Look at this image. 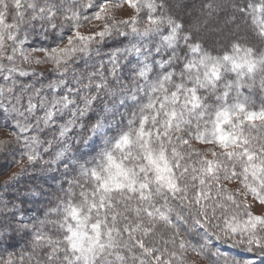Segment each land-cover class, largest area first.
<instances>
[{
	"label": "snow or ice",
	"instance_id": "snow-or-ice-1",
	"mask_svg": "<svg viewBox=\"0 0 264 264\" xmlns=\"http://www.w3.org/2000/svg\"><path fill=\"white\" fill-rule=\"evenodd\" d=\"M125 5L133 14L117 20L113 10ZM82 6L97 10L81 21L78 11L65 9L57 0H0V56H5L11 47L12 54L6 55L10 62L19 53L27 64H51L55 71L66 72L78 53H88L98 39L113 32L157 39L154 51L132 43L111 53L109 75L114 77L121 54L142 57L133 66L129 85L116 89L101 73L81 74L74 77L80 88H68L67 94L57 96L55 88L65 81L51 82L46 86L53 90L51 98L35 89L38 103L30 95L23 111L15 106L11 109L24 117V121H16L19 132L0 125V129L8 130V138L0 140V151H11L9 144L21 142L25 149L21 160L26 158V163L14 161L20 170L7 177V185L40 160L39 137H24L22 141L20 133L33 127L39 129L41 124H55L58 115L78 104L71 98L73 95L79 96L83 105L72 108L71 118L59 126L53 140L47 141L49 147L62 141L63 144L46 163L59 161L66 171L71 165L76 175L67 181V188L61 186L54 206L47 209L39 227L34 226L29 261L193 264L191 254L202 256L206 244L188 243L181 236V223L189 231L200 228L206 234L211 225L217 239L221 238L220 233L227 238L239 237L238 243L245 245L246 251H258L264 257V214H254L247 200L251 196L264 205V99L257 109L253 96L259 91L264 97V48L257 50L236 38L229 45L230 51L213 55L194 39L192 33L198 31V25L186 29L183 22L169 14L168 0H160L159 4L157 0H99L95 4L89 0ZM202 7L209 9L210 15L219 5L206 3ZM68 11L70 15L66 14ZM237 11L251 16L257 35L264 42V0H247ZM58 16L61 21H72V34L59 35L60 43L54 47L33 49L42 56L24 52V40L18 36L21 25L44 21L55 30ZM93 20L102 22L99 30L80 31L82 24ZM162 52L170 54L166 59H155ZM5 70L4 79L8 80L18 68L0 64V72ZM19 74L28 73L19 70ZM97 74L101 76L99 82L93 80ZM85 79L88 83L83 82ZM92 87L94 94L82 91ZM242 89H247L248 94ZM12 91L7 88V92ZM4 92L0 87V95ZM105 98H111V108ZM14 99L20 104L21 96ZM94 102L103 103L105 115L94 122L80 123L77 142L90 145L99 137L103 147L91 159L69 158L66 153L72 148L66 138L70 128L93 109ZM118 107L125 108L123 113L116 112L120 120L116 121L114 115L106 123V114ZM38 108L43 115L36 117L34 125L26 122ZM194 142L203 147L197 148ZM233 181L236 187L229 190ZM173 201H179V206L189 212L177 211ZM217 210H222L219 216ZM214 220L219 222L213 223ZM165 232H171L168 239H164ZM169 244L174 247L170 249ZM3 264H13V260L9 258ZM233 264L255 261L234 260Z\"/></svg>",
	"mask_w": 264,
	"mask_h": 264
},
{
	"label": "trees",
	"instance_id": "trees-1",
	"mask_svg": "<svg viewBox=\"0 0 264 264\" xmlns=\"http://www.w3.org/2000/svg\"><path fill=\"white\" fill-rule=\"evenodd\" d=\"M157 3L159 4L160 0H157ZM206 3L219 5L222 9V16L224 17L227 15V12L228 14L232 13L233 17L228 21V26L223 34L218 32L220 30H216L218 23L211 20L207 22L203 17V12L207 8L202 7V5ZM246 3L247 0H227L224 4H221L220 0H191L186 3L185 8H187V6L195 8L198 10V13L194 12L192 15H186L183 12L184 7H182L183 10L179 12V14L170 9L169 14L183 22L186 29L193 24L198 25V31H194L192 35L194 39H198V42L202 44L205 50L210 51L213 55H222L225 50L230 51L229 45L231 41L236 38H239L241 43L254 46L257 50H259L264 48V42H262L258 37L257 29L251 22V16L237 11L238 7L243 6ZM225 18L222 17L219 22L223 21ZM36 23V21H32L31 26L27 24L28 27H23L22 30L25 31L26 35L35 36L36 33L39 35L38 32L40 31V28L36 27ZM47 26L44 30L41 27V30H43L41 31V36L46 39L51 38L56 31L53 29L47 31ZM215 33H218L219 35H215ZM45 42V39H43L42 43ZM156 42L157 39L155 38L141 39L130 35L121 36L116 32H113L111 36L102 40V43L100 44L101 48L97 55L89 54L88 52L86 57H84L81 61H71L66 72H61V74H58V72L54 69H51L50 71H42L39 68L31 69L30 65L22 62L19 58L21 68H28V74L21 76L18 71L14 72L12 73V77L6 80V83L11 81L14 90H20L21 102L20 104H16L14 97H12V99H10V101L13 102V105H11L12 107L5 104L2 108H0V125H7L10 130L19 132V129L15 127L16 121H24V117L18 116L17 113L11 111V109L15 106L23 111V109L27 107L28 101H26V99L30 95H33V100L38 102L39 97H36L32 91L35 89H41V95L51 98L53 90L46 87L51 82L58 83L60 80L65 81L64 85L55 88L54 91L57 96L67 94L68 88H80V84L75 81L74 77L81 74L87 75L90 72L103 74V76L107 77L109 84L116 89H119L122 85H129L133 75V66L136 65L138 59H142V57L138 58L134 53L121 54L119 67L117 68L116 76L114 77L109 75V70L112 67L109 63L111 53L117 48L123 49L130 47L132 43L146 45L154 51ZM179 43L181 47L184 46L183 40H180ZM8 50L9 48H7V51ZM169 54L170 52H162L160 55H155V59H166ZM88 66H93V68L90 69ZM33 76H35V78ZM19 78H21V83L23 85L25 84L23 88H19L18 85L14 86L13 84V80H19ZM100 79L101 76L99 74L93 76V80L96 82H99ZM83 82L88 83L86 79ZM140 82L142 83L143 81ZM22 89H24L23 92L21 91ZM82 91L91 95L95 93V88L92 87L91 89H83ZM242 91H244L245 94H248L247 89H242ZM12 92L11 94H7L5 98L7 99L11 97L13 94ZM253 96L255 100V107L258 109L260 107L261 100L264 99V97L261 96L259 91L254 92ZM71 98L77 100L78 104L71 105L70 109L77 106H83L82 103H79V96L73 95ZM105 99L109 101L108 106L111 108V98ZM128 103L130 104L131 101ZM117 105H119V100H117ZM7 106H9V108ZM103 107V103L94 102L93 109L86 113L84 117L80 118L76 125L70 128V133L66 138V142L71 146L72 151L66 153L67 157L72 158L81 153V156L85 159H91V157L95 155L96 151L103 147V143L99 137H95L94 141L91 142L90 145H84L82 142H77V136L81 132L79 126L80 123H87L88 121L94 122L95 119L104 116L105 113L103 111ZM5 109L8 111H5ZM70 109L66 110L64 114L58 115L56 117L55 124H51L48 127L41 124L39 129L33 127L25 133L26 135L28 134L29 137L36 135L41 141V144L38 146V151L40 153L39 162L28 166L27 170L24 171L23 174L17 176L14 181L9 182L7 185L4 183L7 179L0 180V264H3V262L9 258L13 260V264H35V260L29 261L28 258V253L32 252L31 237L33 234V228L34 226L39 227V222L45 219L47 209L54 206L61 186L67 188V181L76 175V173L71 171V165L69 170L66 171L64 164L59 161L56 163H46L50 162L55 154V151H58L62 147L63 141L60 143H53L52 147H49L47 141L53 140L54 134L59 126L71 118ZM117 111L119 113H123L125 108L118 107L117 110L107 113L106 123L111 122L114 115L116 121L120 120V116L116 114ZM28 115V113H25V116ZM42 115L43 110L38 108L33 115L29 116V120L26 122L33 123L34 125L36 117ZM25 134L20 133L22 141ZM195 146L200 148L201 145L195 144ZM7 147L10 148L11 151H0V179L8 170L17 165L14 161L21 160V152L24 151L22 142L21 144L12 143ZM46 148L48 149L47 152H45ZM81 162L83 161L81 160ZM22 163H26V161H23ZM19 170L20 167L16 172ZM78 191L79 190L77 189V192ZM172 203L173 206L176 207L177 211L184 214L189 212L188 208L179 206V201H173ZM31 205L38 206L39 208L32 212L33 214L28 215L26 210L29 206L31 207ZM25 216H27L26 219H24ZM177 223L181 222L178 221ZM190 223L191 220L189 219V224ZM181 228V235L184 236L188 243L196 246L206 244L203 256L212 264H233V261L236 259L253 260L255 261V264H262V261H264V257H261L258 251L250 253L246 251L245 245L226 241L223 238L217 239L216 235L210 231V227L207 234L204 229L200 228H194L189 231L188 226L182 223ZM45 230H48L47 226L45 227ZM170 236L171 232L164 233V239H168ZM161 244H163V241H161ZM168 247L171 249L174 246L169 244ZM9 254H12V256ZM5 256H7V258H5ZM21 257H23V259H21Z\"/></svg>",
	"mask_w": 264,
	"mask_h": 264
},
{
	"label": "rangeland",
	"instance_id": "rangeland-1",
	"mask_svg": "<svg viewBox=\"0 0 264 264\" xmlns=\"http://www.w3.org/2000/svg\"><path fill=\"white\" fill-rule=\"evenodd\" d=\"M188 1H191V0H182V5H184V10H183L184 14L192 15L194 12L198 13V10L195 8H192V7L190 8L189 6H187V8H185V5ZM220 1H221V4H224L225 2H227V0H220ZM88 2H89V0H57V3H61L65 9H71V10L78 11L80 14L81 21H84L85 17H89V18L92 17L94 12L97 10L95 7L86 8V7L82 6L83 4H86ZM98 2H99V0H92L93 4L98 3ZM221 10L222 9L220 7L214 8V10H212L211 14L209 15V9H206L203 12V17L206 19L207 22L209 20H211V21L218 23V25L216 26V30L217 31L220 30L218 32H221V34H223L226 27L228 26L227 25L228 21L231 20L233 16H232V13L228 14V12H227V15L225 16L226 17L225 18L224 16H222ZM144 12L146 13V10H144ZM66 14L70 15L71 12L68 11ZM112 14L114 15V17L117 20L126 19L133 14V10L128 8L125 5V6H122L121 8L113 10ZM222 17L225 19L223 21L219 22L222 19ZM8 22H10V23L12 22L11 16L8 17ZM36 22H37L36 27L40 28L39 29L40 31L38 32L39 35H37V33L35 36L26 35L25 31H23L22 29H23V27H28L27 24L21 25V27L18 31L19 38L24 40V44L22 45V50L26 53H32L33 56H42L43 55L42 53H39V52H33V49H38L41 47H44V48L54 47V46H56V44L60 43L59 39L57 38L59 35H63L64 37H67L68 35L72 34V21H61L59 16L57 17V20H56L57 29H55L56 31L54 32V35L51 36V38L46 39L45 37L41 36V31H43L44 28L47 26L46 22H44V21H36ZM206 23H204V24H206ZM101 26H102V22L93 20V21H91V23L82 24L80 31L87 33L89 30H99V28ZM41 27L43 28V30H41ZM166 27L167 26L165 25V28ZM50 29H51V27L47 26L46 30L49 31ZM20 30H22V31H20ZM125 30H127V29H125ZM216 34L219 35L218 33H215V35ZM43 39H45V41H46L45 43H42ZM10 43L11 42H9V44ZM101 43H102V40L98 39L97 42L91 46L89 54H94V55L96 54L97 55L100 51V48H101L100 44ZM8 48H9V50L8 51L6 50V55H11L12 54L11 53V47H8ZM87 54L88 53H78L72 61H74V60H75V62L81 61L84 57H86ZM6 55L0 56V64L5 65L6 67H12L13 65H15L18 68V73H19V70H23L25 72H28V68L27 69H24L25 67L21 68L19 58L21 59L22 62H23V59L19 53H17L15 55L14 60L11 62L6 59ZM94 60H96V59H94ZM28 65L31 66V69H38L39 68L42 71H50L51 69H53V66L51 64H40V65L28 64ZM88 68L92 69L93 66L92 67L88 66ZM58 74H61V72H58ZM4 75H7L6 70H5V72H0V87H3L5 89L4 94L0 95V108H2V106H4L5 104L10 105V107H12L11 105H13V102H11L10 99H12V97H16L18 95L20 96V90H16V89L14 90V88L12 87L13 85H12L11 81L6 83V80L4 79ZM10 77H12V74L10 75ZM33 77L35 78V76H33ZM21 82H22L21 78H19V80L18 79L13 80L14 86L18 85L19 88H23V86H25V84L23 85ZM9 87H11L13 89V92H12L13 94L11 97L6 99L5 96L7 94H11V93L7 92V88H9ZM32 91L34 92V90H32ZM26 101H28V98L26 99ZM33 102L38 103L37 101H34V100H33ZM7 107L9 108V106H7ZM9 125H12V124H9ZM25 133L26 132H24L23 134H25ZM24 136L29 137L28 134L27 135L25 134ZM6 138H8V130L0 129V140L6 139ZM79 156H81V153H79L75 157H79ZM19 161H21V163L23 161L25 162L26 158L24 160H19ZM19 167H20V165L17 164L16 166H14L10 170H8L6 172V174L0 180L7 179V177L9 175H11L12 172H16ZM235 187H236L235 181H233L232 183H230L228 185L229 190H233ZM35 194H36V192H35ZM247 200L252 205L251 210L253 211L254 214H257V215L264 214V205H261V204L255 202L251 196H248ZM209 203H211V202H209ZM31 207L29 206V208L26 210L28 215L33 214L32 212H34L37 208H39L38 206H34V205L33 206L31 205ZM221 211L222 210H218V213H216V214L219 216ZM209 213L211 214V210ZM26 217L27 216H25L24 219H26ZM218 222L219 221H216V220L213 221V223H218ZM209 227H210V231L213 232V234H214L216 232V230L212 229L211 225H209ZM181 236L184 238L183 235H181ZM220 237L226 241H230L233 243H238V240H239V237L227 238L224 236L223 233H220ZM177 240H179V238H177ZM189 252H190V250H189ZM9 255L12 256V254H9ZM7 256H5V258H7ZM234 257H235V255H234ZM191 260H192L193 264H212L203 255L200 257H196L195 254H191Z\"/></svg>",
	"mask_w": 264,
	"mask_h": 264
},
{
	"label": "clouds",
	"instance_id": "clouds-1",
	"mask_svg": "<svg viewBox=\"0 0 264 264\" xmlns=\"http://www.w3.org/2000/svg\"><path fill=\"white\" fill-rule=\"evenodd\" d=\"M168 3L170 5V10L176 12L179 14L183 10L182 7H177V5H182V0H168Z\"/></svg>",
	"mask_w": 264,
	"mask_h": 264
}]
</instances>
